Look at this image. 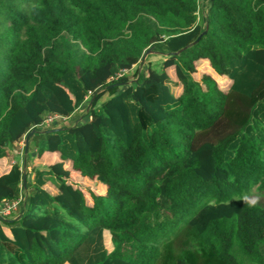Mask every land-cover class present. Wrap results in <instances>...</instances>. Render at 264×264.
Masks as SVG:
<instances>
[{
	"label": "trees",
	"instance_id": "16d2710c",
	"mask_svg": "<svg viewBox=\"0 0 264 264\" xmlns=\"http://www.w3.org/2000/svg\"><path fill=\"white\" fill-rule=\"evenodd\" d=\"M199 11V0H0V201L21 183L27 200L0 217V264H264V0ZM203 63L213 75L197 78ZM89 90L84 120L43 127ZM232 92L254 100L215 140ZM32 129L30 170L7 162Z\"/></svg>",
	"mask_w": 264,
	"mask_h": 264
},
{
	"label": "rangeland",
	"instance_id": "374dc122",
	"mask_svg": "<svg viewBox=\"0 0 264 264\" xmlns=\"http://www.w3.org/2000/svg\"><path fill=\"white\" fill-rule=\"evenodd\" d=\"M208 5H209V0H199V6H200L199 19H201L202 15H206ZM148 58L154 61V60L159 59L160 57L158 55H152V56L149 55ZM133 69H134V67H132L131 69H129L125 73L130 78H132V76H133V74H132ZM203 72L211 73V68H209L205 63L198 66V70H197L195 76L198 78L201 76V74ZM217 77H218V79L221 80V81H219L220 84L224 85V84L229 83V80H227L226 78H221L219 76H217ZM180 89H181L180 86L173 87V90L176 94H178ZM89 99H90V96L84 100V102L79 106V109H77L74 114H72L67 119H61L59 121H56L54 125H56V124H58V125H69L71 123L84 120V118H86L85 116L87 113ZM253 100H254V96L247 97V96H244L242 94H236V92H232L231 95L229 96L228 101H227V105H226V109H225L224 114L218 120V122L212 128H210L208 130V132L211 131V136H213L215 140H218V139L226 136L228 133H231L234 130H236L243 123V121L246 119L248 107L250 106V104L252 103ZM75 114H80L76 120H75L76 117H74ZM206 131L207 130H203V131H200L197 133V135L195 136V139H194L196 144L199 143L207 135ZM22 149H23L22 144L19 142L14 144V145H11L10 154H9V157L7 158V162H10L12 159H17V160H19L20 163H22L25 159L26 160L28 159L26 167H27V169L30 170L29 163L31 161L32 154L24 153V150L22 152ZM36 161L38 162V164H42L44 161V155L42 157L36 159ZM72 176H73V179H75V182H77L79 184L91 186L97 191H103L104 190V186L99 184L97 181L90 179V178H87V177H83L82 175L78 174L75 171L72 172ZM25 197H26V195H25ZM25 197H24V199H25ZM248 197L249 198H255L256 196H255V193H251ZM104 237H105L104 240H105L106 245L108 246V248H110L111 243L109 240V232L106 231Z\"/></svg>",
	"mask_w": 264,
	"mask_h": 264
},
{
	"label": "built area",
	"instance_id": "2783aa9c",
	"mask_svg": "<svg viewBox=\"0 0 264 264\" xmlns=\"http://www.w3.org/2000/svg\"><path fill=\"white\" fill-rule=\"evenodd\" d=\"M129 69L131 68H120L117 70L113 75L109 77V80L117 79L118 77L124 75ZM91 91H88V94L86 98L90 95ZM61 119H67V116H62L57 113H49L47 114L44 119H43V127H50L52 124H54L56 121H59ZM25 137V136H24ZM24 137L20 141L22 144V152L24 150ZM22 166V164L20 165ZM21 186V193L19 194L18 197L12 198V199H3L0 201V216L2 217H8V216H13L14 214H19L21 204L23 202V188H22V183L20 184ZM23 205V204H22Z\"/></svg>",
	"mask_w": 264,
	"mask_h": 264
},
{
	"label": "water",
	"instance_id": "95a60500",
	"mask_svg": "<svg viewBox=\"0 0 264 264\" xmlns=\"http://www.w3.org/2000/svg\"><path fill=\"white\" fill-rule=\"evenodd\" d=\"M205 31H206V29H205L203 32H205ZM201 34H202V33H200V34L196 37V39L194 40V42H197V41L199 40ZM150 52H151V48H148V49L143 53V55H142V57H141V59H140V64H143V63H144V60H145L146 56H147ZM90 102H91V100H90ZM90 102H89V104H90ZM55 129H56V128H55ZM34 130H35V129L30 130V131L25 135V138H24V153H27L29 137H30L31 134L34 132ZM22 182H23V185L26 184V174H25V173H23ZM0 217H2V216H0ZM9 220H11V219H9Z\"/></svg>",
	"mask_w": 264,
	"mask_h": 264
},
{
	"label": "crops",
	"instance_id": "0c3cea01",
	"mask_svg": "<svg viewBox=\"0 0 264 264\" xmlns=\"http://www.w3.org/2000/svg\"><path fill=\"white\" fill-rule=\"evenodd\" d=\"M67 118H68V116H67ZM24 138H25V137H24ZM20 141H21V140H20ZM20 141H19V143H21ZM15 160H16V159H12L10 162L12 163V162H14ZM24 163H25V164L27 163V160H26V159H25L22 163H20V165H21V164L23 165ZM20 167H21V166H20ZM24 189H25V187L23 188V191H22V192L25 191ZM26 203H27V200L24 199L23 202H22V204L25 206ZM17 216H18V213H17V214H14L13 216H10V218H11V217H12V218H15V217H17Z\"/></svg>",
	"mask_w": 264,
	"mask_h": 264
},
{
	"label": "clouds",
	"instance_id": "9594fccd",
	"mask_svg": "<svg viewBox=\"0 0 264 264\" xmlns=\"http://www.w3.org/2000/svg\"><path fill=\"white\" fill-rule=\"evenodd\" d=\"M247 202L249 203L250 206H255V204L257 203V200L252 199V200H248Z\"/></svg>",
	"mask_w": 264,
	"mask_h": 264
}]
</instances>
